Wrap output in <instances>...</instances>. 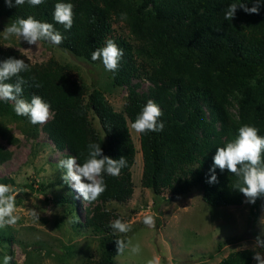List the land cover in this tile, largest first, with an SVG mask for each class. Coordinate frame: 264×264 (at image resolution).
Masks as SVG:
<instances>
[{
  "label": "trees",
  "instance_id": "1",
  "mask_svg": "<svg viewBox=\"0 0 264 264\" xmlns=\"http://www.w3.org/2000/svg\"><path fill=\"white\" fill-rule=\"evenodd\" d=\"M73 5V24L66 30L54 18L57 3ZM255 0H44L39 6L27 3L9 7L0 0V18L14 22L33 18L52 23L64 37L60 45L42 42L82 58L92 64L91 53L113 40L123 50L116 72H109L113 87H124L125 102L116 110L99 87H90L74 78L69 64L50 57L31 63L18 50L0 45V61L8 57L23 59L29 71L21 72L26 81L22 98L31 101L39 95L50 104L52 115L44 124L33 125L28 117L17 116L14 102L0 100V138L18 144L10 124L28 139L40 132L55 149L64 152L61 159L75 156L78 163L87 158L89 143H100L103 155L113 159L124 156L127 166L119 176L103 174L106 191L94 202H86L84 221L73 226L88 230L98 238L97 255L81 264H117V234L110 227L117 214L105 207L110 202L124 203L133 194L131 167L136 147L130 126L151 99L161 109L160 132L138 133L142 159L140 184L154 195L164 190L167 200L201 189L208 205L240 206L244 195L234 188L238 177L227 169H214L217 147L233 141L243 125L256 127L264 136V0L259 13L244 12L240 3L252 7ZM237 4L232 20L224 14ZM14 4V0H13ZM121 13L127 14L121 20ZM121 24L126 34L114 32ZM15 77L9 81L14 83ZM142 82L147 83L144 90ZM94 121L98 124L95 128ZM11 152L0 144V163ZM12 182L2 178L0 183ZM66 184V183H65ZM67 213L73 212L74 201ZM76 219V215H74ZM8 238L7 240H9ZM8 255L11 256V253ZM253 251L229 252L218 264H252ZM13 264V261H11Z\"/></svg>",
  "mask_w": 264,
  "mask_h": 264
},
{
  "label": "rangeland",
  "instance_id": "2",
  "mask_svg": "<svg viewBox=\"0 0 264 264\" xmlns=\"http://www.w3.org/2000/svg\"><path fill=\"white\" fill-rule=\"evenodd\" d=\"M11 23L0 18L1 46L18 50L31 63L45 62L52 57L69 64L74 78L90 87H99L116 110L122 108L126 90L111 86L104 66L86 62L41 40L29 45L16 36L5 39L3 30ZM112 26L116 34L127 33L121 24ZM146 86L142 82L139 90ZM93 125L98 128L95 121ZM9 128L19 142L10 144L0 138V144L11 152V157L0 163V179H11L6 184L19 190L16 214L21 219L14 226L0 229V264L9 253L13 264H81L85 257H95L98 238L72 224L74 220L84 221L86 203L62 179L63 170L57 165L64 152L55 149L42 132L30 140L14 124ZM130 133L136 147L131 167L133 194L124 203L110 202L105 207L117 214L113 221L121 219L131 225L127 233L115 231L117 238L139 244L140 252L133 254L126 249L118 253L114 257L117 264H218L231 251L252 250L257 236L264 240V197L249 203L244 196L240 206L217 207L201 199L200 188L173 200L166 199L169 196L166 190L154 195L143 188L138 133L131 126ZM63 197L74 201L76 219L67 213L68 203L60 202ZM31 209L39 212L38 219L30 215ZM146 215L155 218L154 227L143 223ZM252 264H256L254 259Z\"/></svg>",
  "mask_w": 264,
  "mask_h": 264
},
{
  "label": "clouds",
  "instance_id": "3",
  "mask_svg": "<svg viewBox=\"0 0 264 264\" xmlns=\"http://www.w3.org/2000/svg\"><path fill=\"white\" fill-rule=\"evenodd\" d=\"M26 0H5L9 7L25 4ZM31 6H39L44 0H27ZM260 0H255L252 7L240 3L239 7L246 13L258 14ZM237 11V4L233 3L225 11V20H232ZM73 5L71 3H57L53 14L54 20L62 24L66 30H70L73 24ZM127 14L121 13V20H126ZM4 38L16 36L29 45H35L37 41L46 40L54 45H60L64 37L54 29L52 23L41 22L32 16L18 18L4 28ZM123 50L116 43L108 39L105 46L91 53L93 61L101 60L106 71L116 72ZM29 65L23 60L8 57L0 61V100L13 101L14 111L17 116L28 117L33 125L46 123L52 115L50 104L45 102L39 95H33L31 101L22 98L23 85L26 81L20 76L21 72L29 71ZM16 78L14 83L5 82ZM163 115L162 109L149 99L141 112L137 115L131 128L136 133L160 132L164 129V123L159 120ZM258 129L251 125H243L238 130L237 137L226 143L223 147H217L213 156V165L210 171L213 173L208 182H217L214 173L215 168L221 171L227 169L238 177L234 188L241 192L247 202L255 203L258 197H264V136L258 135ZM88 155L84 162L78 163L75 156L69 155L61 159L57 167L62 169L64 183L71 186L83 197L86 202L96 201L105 191L106 184L103 174L119 176L121 169L127 166L124 156L113 159L103 155L100 143H89L87 145ZM19 190L11 185L0 183V229L6 226H14L21 219L16 214V195ZM30 215L38 219L39 212L31 209ZM143 223L148 227L155 226V218L146 215ZM110 227L117 232L127 233L131 230L129 223L116 219L111 222ZM117 252L124 253L130 249L133 254H139L140 245H132L131 241L116 240ZM264 240L257 236L252 245L253 259L256 264H264ZM12 256L5 255L3 264H11Z\"/></svg>",
  "mask_w": 264,
  "mask_h": 264
}]
</instances>
